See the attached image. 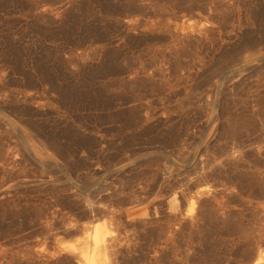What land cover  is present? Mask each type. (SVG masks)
Listing matches in <instances>:
<instances>
[{"label":"rangeland","instance_id":"rangeland-1","mask_svg":"<svg viewBox=\"0 0 264 264\" xmlns=\"http://www.w3.org/2000/svg\"><path fill=\"white\" fill-rule=\"evenodd\" d=\"M103 226L125 264L264 258V0H0V264Z\"/></svg>","mask_w":264,"mask_h":264},{"label":"bare ground","instance_id":"bare-ground-1","mask_svg":"<svg viewBox=\"0 0 264 264\" xmlns=\"http://www.w3.org/2000/svg\"><path fill=\"white\" fill-rule=\"evenodd\" d=\"M37 156L43 159L41 156L40 150L35 147L34 149ZM48 156L45 155V158ZM171 207L174 208L177 205L176 199L175 202L172 201ZM115 217H109L110 220H114ZM128 220L132 223H137L145 220L147 217H127ZM175 225H180L184 227L187 223L188 217H174ZM111 221V224H114ZM110 227H96L93 230L90 240L86 243L85 246L81 248V261L79 264H125L122 261V250L118 248V235ZM170 237H173V231L170 232ZM264 262V258L260 257L254 264H260Z\"/></svg>","mask_w":264,"mask_h":264}]
</instances>
